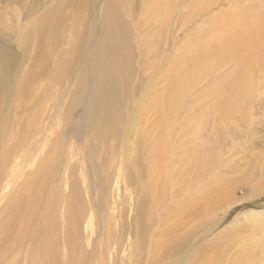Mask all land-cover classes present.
I'll use <instances>...</instances> for the list:
<instances>
[{"label": "rangeland", "instance_id": "374dc122", "mask_svg": "<svg viewBox=\"0 0 264 264\" xmlns=\"http://www.w3.org/2000/svg\"><path fill=\"white\" fill-rule=\"evenodd\" d=\"M132 1L135 3L133 15L140 31L131 28L128 34L131 35V40L136 36L142 40L140 46L134 45L132 49L133 99L125 106V103L120 104L114 99L109 106V100H107L109 82L112 84V80L108 81L110 70L107 65V55L109 56V50L108 48L101 49L103 54L98 58L99 46L97 44L101 43L102 37H107L108 30L110 32L112 29L121 30L122 28L121 32H123L126 21L131 23L128 11L123 13V18L126 20L123 21L120 20L118 9L114 7L116 2L118 5L126 6L127 3L124 0H87L86 7L90 11L82 20H78L80 26L87 29V40H84L80 49L81 53L78 50V54L72 52L71 46L78 38L77 20L72 14L75 8L72 0H0V155L3 161L10 160L11 167L14 162L13 168L15 169L10 176L7 173L11 169L10 166L1 169L0 238H13L2 228L4 223H11V232L15 237L21 236L24 240L22 246L15 245L7 252L0 253V264H28L24 262V259L27 253L33 254L32 240L29 236L32 230H42L47 233L49 244H51V239L59 238L61 243L56 247L57 252L66 250L65 241L68 240V233L65 227L69 225L62 224V220L67 208H70V213L73 214L72 229L77 222H80L79 236L74 237L77 243L75 251L81 255L80 264H103V262L104 264H130V260L137 258L138 253L131 250L129 245L132 242L140 243V240L133 238L129 242L128 239L132 237L129 224H134L133 217L136 216L138 208L136 203L139 198L138 184L127 182L126 176H131L135 180L138 170L135 152L140 155V169H143L148 166L146 149L152 151L154 147L149 143L145 148L142 138L139 137L140 130L138 132L133 130L136 122L129 113L137 116L140 115V111L145 113L148 101L149 107L156 104L155 91L168 86L165 81L167 73H171L168 76L170 79L173 75L190 72L193 63L188 59L191 58L190 49L196 46L193 43L204 41L207 34V39H213L216 45L220 37H216V31H212L214 22L224 14L232 15L236 6L247 1L260 3L263 8L258 6L254 12L259 20L257 29H264V0ZM60 8H63L65 13V26L61 27V34L57 28H52L53 33H51L48 28L49 19ZM88 10L81 8L82 13ZM89 14L91 20L87 19ZM242 14L249 16L243 11ZM85 18L87 21L84 20ZM51 23H55V20L53 19ZM225 27L226 24L218 29L223 30ZM152 34L157 36L151 38ZM54 35L58 36L59 39L54 41L59 40V44L55 46V54L50 59L51 63L45 57L40 58L38 51L44 47V44L40 45L39 42L52 40ZM171 35L177 37H175L177 46H168L169 51H167L166 43L172 39ZM81 41L80 39L78 43ZM158 45L160 46L159 56L147 58L145 55L148 48L152 46L155 51ZM64 51L71 52L69 59L64 61L65 73L59 74L62 75L61 79L52 83L53 73L58 70L59 66L58 55ZM175 51L180 59L173 63V68L172 65L169 69L163 68L166 60L175 59V55H170ZM226 68L223 69L225 73L222 77L230 75L229 71L233 69V65L230 64ZM252 70L254 73L250 75V80L242 87L249 93L248 100L245 99L246 103H243L245 113L242 116L235 115L234 124L228 125L229 130L233 131L228 139L236 143L235 148L224 154V158L218 154L219 150H216L214 165L218 175L211 181L215 185L207 187L209 196L220 194L214 198L227 199L225 203L228 204L229 209L222 207L219 210L221 213L218 214V223L209 227L208 233H205L207 235L201 233L202 237L195 238L191 243L192 245L200 241L198 245H209L205 250L208 258H201L203 261H194L192 258L180 261L179 257L171 255L172 264H217L215 261L211 262V258L219 254H225L224 264H231V260L235 259L234 254L247 257L250 253L249 256L255 257L256 255L253 264H264V248L261 249L258 246L264 243V216L252 215L255 211L264 210L260 205L264 201V191L258 201L249 198L253 187L262 190L264 185V68L254 65ZM156 71L160 73L154 76ZM196 73L192 70L189 78ZM152 76L156 79L155 89L142 91V84L149 81ZM102 92L103 95H101ZM211 93L206 95L210 96ZM185 95L189 97L188 92ZM178 101L179 98L174 102V107ZM71 106L72 108L67 113ZM121 110L124 112V120L118 127L117 134L102 144L100 139L93 134L94 129L97 130L95 126L103 121L100 123V128L105 126L103 130L109 131L115 124L111 121L118 117V112ZM32 118L34 121L38 120L39 124L38 129L40 130L35 132L36 136L33 134L36 127L34 130L30 127L33 122ZM98 118H100L99 122H97ZM200 121L201 118L194 109V113L189 114L188 126L184 124L183 129L186 131L184 140L189 145L182 147L180 143L176 144L180 165L188 157H200L198 160L204 164H206L205 157L209 160L211 158V153L207 152V149L200 154L194 153L198 148V142H194L190 137L187 138L195 130L191 127L199 125ZM26 125V129H23ZM211 127L210 122L207 130H211ZM125 130H128V137L124 133ZM21 131H23L22 135L30 138L31 141L26 140L17 149L20 150L19 152L11 153L10 151L16 149L6 146V142H15L18 139L22 141ZM77 131L81 132L83 139L81 137L78 140L74 136ZM127 138L128 145H132L131 152L127 150L128 146H124ZM55 147H59L60 156L58 159L57 157L51 159L54 164L51 169L52 173L44 170L37 173L39 180L36 182L41 186V193L38 194L39 198L37 196L29 201L36 189L23 182L26 176L35 171ZM184 148L186 151L181 152ZM126 151L130 155L134 154L131 165L127 163ZM31 155L35 157L32 158ZM28 158L32 159L34 164H31L32 160L27 162ZM24 188H27V191L20 195V191ZM66 196L71 198L69 205L64 201ZM56 197L59 199L56 200ZM199 200L202 201L200 198ZM19 201L23 213L20 210L14 215L15 203ZM198 209L203 215L207 213V207L202 203L199 204ZM33 210H36V215L32 218L37 219H31ZM233 212L236 213L232 214ZM12 214L13 216H10ZM18 216L22 218H17ZM107 222L114 224L116 222L115 235L112 238L107 230ZM195 222L196 220H189L184 222L185 227L179 225L180 231L176 234L174 243L183 238L184 240L189 239L192 232L191 227L196 224ZM116 242H120V245ZM146 245L149 246L148 243ZM154 251H156L155 248ZM76 252L75 255H78ZM140 256L145 263L146 254L143 256L140 254ZM34 258H39L43 263L42 257Z\"/></svg>", "mask_w": 264, "mask_h": 264}, {"label": "bare ground", "instance_id": "6f19581e", "mask_svg": "<svg viewBox=\"0 0 264 264\" xmlns=\"http://www.w3.org/2000/svg\"><path fill=\"white\" fill-rule=\"evenodd\" d=\"M72 2H74L75 7L72 14L77 20L78 38L74 40L75 44L71 46L73 49L72 52L78 54V50L79 53H81L80 49L84 43V40H87V29L85 27H81L80 23H78V20H82L90 10H88L86 7V4L88 3L87 0H72ZM124 2L127 3L126 6H121L120 4L118 5V3L116 2L114 3V7L118 9L120 20L123 21L125 20L123 18V13H126L128 11V14L131 18V23L125 20L126 23L124 24L125 29L123 30V32H121L122 28H120L121 30L112 29L110 32L108 30L106 32L107 37H102L101 43L97 44V46H99V48L97 47L98 58H100L101 54H103L101 52V49L108 48L109 50V56L107 55V65L109 66L110 70L109 71L107 69L109 71L108 81L112 80V84L109 82V98H107V100H109V106L112 104V101L114 99L120 102V104L125 103L124 106L133 99L132 94L134 90L131 81V71L133 68L132 49L134 45L140 46L142 43V40L138 36L131 40V35L128 34L129 30L131 31V28H133V30L135 28L137 29V31H140L139 25L137 22H135V16L133 15L135 3H133L132 0H124ZM258 6L263 8L260 3H257L255 1H247L240 6H236L232 15L224 14L223 16L216 19V22H214V28H212V31H216V37H220L216 42V45L213 43V39H207V34L204 41L193 43L196 46L190 49L191 58L188 59L193 63L190 72L186 71V74L173 75L170 77V79L168 76L171 75V73H167L165 81L168 86H165V88L157 89L155 91L154 100L156 101V104L149 107L148 101L146 104L147 108H145V113H141L140 111V115L137 116H135V114L131 115V112L129 113L136 122L133 130L135 132H138L140 130L139 137L142 138L145 148H147L149 143H151L154 147L152 151L146 149L148 166L144 167L143 169H140V155L138 154V152H135L138 163V170L136 172L135 180H133V177L131 176H126L127 182H134L135 184H138L137 194H139V198L136 201L138 206L136 216L133 217L134 224H129L131 228L129 232L132 237H130L131 239L128 240L129 242H131L133 238H136L137 241L140 240V243L132 242L129 245L131 250L138 253L137 258H133L132 260H130V264H172L171 255L179 257L180 261L189 258L194 259V261H203L201 260V258H208V256L205 254V250L209 247V245H198L200 241H196L192 245L191 243L195 238L198 239L200 236L202 237L203 234L207 235L205 233H208L209 227L218 223V214L220 212L219 210H221L222 207H225V209H229L228 204L225 203L227 199L222 197L214 198L215 196L220 194L209 196V194H207V187L215 185L211 183V181L214 180L215 176L218 175L217 170H215L216 166L214 165L216 150H219L218 154L224 158V154L229 153V150H233L235 148L236 143L233 140L228 139L233 133L232 130H229L228 125L234 124L235 115L242 116V114L245 113L243 109V103L245 102V99L248 100L249 93L244 91L242 87L250 80V75L254 73V71L252 70V67L254 65H258L264 68V29H257L259 20L255 16L256 12H254V9L258 8ZM81 8L88 11L86 13H82ZM242 11L246 14H249V16L242 14ZM53 19L55 20V23H51ZM87 19L91 20L90 14ZM84 20H86V18ZM224 24H226V27L223 28V30L218 29ZM62 26H65V13L63 8H60L59 10L57 9L49 19L48 28L51 33H53L52 28H57L59 30V34H61L60 29ZM139 35L142 34L139 33ZM156 36L157 35L152 34L151 38H155ZM175 37L173 35L172 39L167 41V51H169L168 46H177V37ZM37 38L43 39L40 36H37ZM55 39H59L57 35H54L53 39L47 40V42L45 40L39 42L40 45L44 44V47H42V49H39L38 51V55L40 58L45 57L51 62L50 59L52 55L55 54V46L59 44V40L54 41ZM80 39L82 41L78 43ZM159 47L160 46L158 45V47L154 51V48L151 46V48H148V52L145 56L147 58H157L159 56ZM70 53L71 52L64 51L58 55L59 66L58 70L53 73L54 77L52 83L55 80L59 81L61 79L62 75L59 74L65 73V68L63 67L65 63L64 61L69 59L68 57L70 56ZM170 55H175V59L166 60L163 68L169 69L170 65H172L173 68V63L180 59L177 57L176 51L175 53H171ZM83 56L85 57L86 55ZM70 59L72 58L70 57ZM71 63L72 62H70V64ZM230 64L233 65V69L229 71L230 75L227 77H222L225 73L223 72V69H227L226 67ZM82 65L81 66L84 67V64ZM48 66L49 65H47V67ZM192 70L196 71L197 73L192 75V78H189V75L192 74ZM104 72H106V70ZM157 73H160V71H156L154 76ZM86 82L87 81L85 80V83ZM155 84L156 79L152 76L149 81L142 84V91L145 92L154 90ZM217 85L218 87L215 88V86ZM186 92L189 93V97L185 95ZM208 93H211V95L207 96L206 94ZM101 95H103V92L101 93ZM178 98L179 101L176 103V107H174V102ZM77 100L80 101V99ZM114 106L116 105L114 104ZM71 108L72 106L69 107L67 113H69ZM98 108L102 110L100 107ZM194 109L195 112L200 116L201 121L199 125L197 124L194 128L191 127V129L195 130H193L192 133L187 136V138L190 137L194 142H198V148L194 153L200 154L205 152L207 149V152L211 153V158L209 160L205 157L204 161L206 164H204L200 162V160H198L200 157H188V159L180 165L181 161L178 160L176 144L180 143V146L182 147H187L189 145V143L184 140V133H186V131H183V129L185 125L188 126L189 114H191V112L194 113ZM101 112L102 111H100V113ZM118 114V117H115L114 114L115 119L112 121L110 120L115 124L112 126V129L110 128L109 131L103 130L105 126L100 128V123H102L103 121L99 122L98 120L100 118L97 119V122L99 123L95 126V128L97 127V130L95 131L94 129L93 134L95 137H98L100 139L102 144H105L108 139L117 134V129L121 126V123L124 120L123 110L118 112ZM32 121L33 122L31 123L30 127L32 130H34V127H36L33 133L36 136L37 134L35 132H38L40 130L38 129V120L34 121V119L32 118ZM210 122L212 123L211 130H207V125ZM215 124L217 125L216 127ZM26 127L27 125L23 129H26ZM22 133L23 131H21L20 133L22 141H19L18 139L15 142H6V146L16 149L14 151H10L11 153L19 152L20 150L17 149L21 147V144H23L26 140L27 142L31 141L30 138L23 136ZM124 133L128 137V130H125ZM74 136L78 140H80L79 138L81 137L82 139L84 138L81 135L80 131H77ZM128 143L129 140L127 138V140H125L124 146H128L127 150L131 152L132 145H128ZM3 147L6 149L5 146ZM27 150L30 149L27 148ZM58 150L59 147H55L53 151L45 158V160L41 162L39 166H37L36 170L26 176L25 180H27H24L23 183L36 189L34 196L29 201L33 200L38 196V194L41 193V186L36 182L39 180V178L37 177V173L42 170L47 173H52L51 169L54 164L51 162V159L55 157H57V159L59 158L60 152H58ZM185 151V148L181 150V152ZM31 156L32 158L35 157L34 155ZM133 156L134 154L130 155L126 151L127 163L129 165L132 164ZM31 160L32 159L28 158L27 162H30ZM13 163L11 167L9 165L10 160L8 159L3 161V157L2 155H0V178L2 172L1 169H3L5 166H10L11 169L10 171H7V173L9 176L11 175L14 169ZM32 163L34 164L33 160L31 161V164ZM206 167L207 169L205 170ZM220 181L221 180H219V182ZM222 183L224 184L225 182L223 181ZM26 191L27 188L22 189V191H20V195H22ZM263 191L264 185L262 187V190L253 187L249 194V198H254L258 201V199L262 196ZM73 194L75 195V193ZM199 198L202 199V201H200ZM58 199L59 198L56 197V200ZM64 201L69 205L71 202V198H64ZM201 203L206 205L207 207V213L205 215H203L202 212H200L198 209V206ZM15 204L16 209L14 215L20 210L23 213L20 201L19 203ZM260 205L264 208V201L260 203ZM235 213L236 212H233L232 214ZM33 215H36V210L31 211V219H37L32 218ZM72 215L73 214L70 213V208H67L63 214L62 224H68L71 227H65V230L68 233V240L65 241L66 250L64 249L63 251L57 252L56 247L61 243L59 238L55 237L51 239V244H49L47 233L42 230H32L30 231L29 236L32 240L31 244L33 246V254L27 253L25 255L24 262H27L28 264H35L37 262L40 264H64V262H66V264H80L79 261L81 259V255L75 251L77 243L74 241V237L78 235L80 222H77L74 229H72ZM252 215L264 216V210L255 211V213H252ZM10 216H13V214ZM17 218L21 219L22 217L18 216ZM189 220H196V224L192 225L193 227H191L192 232L189 239L184 240L183 238L181 241H175L174 243L176 234H178V232L180 231V229L178 228L179 225L185 227L186 224L184 222H188ZM115 224L113 222H107V230L109 231V236L111 238L115 235ZM2 228L13 238H0V253L7 252L11 247L15 245L22 246L24 240L21 239V236L15 237V235L11 232V223H4L2 225ZM15 233L22 234L21 232ZM171 238L172 242H170ZM224 240L227 241V239ZM146 242L149 244V246L146 245ZM116 243L120 245V242ZM258 246L259 248L263 249L264 243L263 245L261 244V246ZM154 248L156 249V251H154ZM170 248L171 250H168ZM75 252L78 255H75ZM140 254L142 256L146 254L147 261L145 263L141 260ZM234 255L235 259L233 258L231 260V264H253V260H256V255L255 257H253L252 255H248L247 257L246 255ZM223 256H225V254H219L216 257H212L211 262L215 261L217 264H224ZM34 257H42L43 263L39 260V258Z\"/></svg>", "mask_w": 264, "mask_h": 264}]
</instances>
